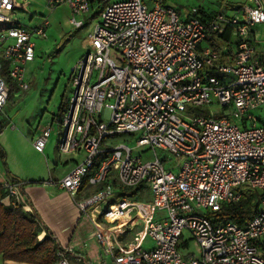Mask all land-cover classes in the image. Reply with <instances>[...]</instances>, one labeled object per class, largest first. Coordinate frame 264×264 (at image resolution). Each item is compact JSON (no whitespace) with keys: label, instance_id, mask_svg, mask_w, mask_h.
<instances>
[{"label":"built area","instance_id":"obj_1","mask_svg":"<svg viewBox=\"0 0 264 264\" xmlns=\"http://www.w3.org/2000/svg\"><path fill=\"white\" fill-rule=\"evenodd\" d=\"M167 1L44 0L51 10L67 5L75 28L95 12L97 20L87 36L92 49L71 70L70 96L31 144L43 153L55 122L57 152L82 153L49 180L90 217L114 264H264V120L254 115L264 107V0H246L238 14L195 7L183 16ZM14 2L0 0V109L9 95L2 70L27 90L32 38L45 37L48 26L47 18L20 25ZM200 106L222 114L195 112ZM119 134L135 143L113 142ZM133 146L150 156L132 154ZM1 183L7 203H22V183ZM246 189L258 202L244 225L211 223L206 212ZM184 230L199 257L183 253ZM56 259L69 264L63 251Z\"/></svg>","mask_w":264,"mask_h":264},{"label":"rangeland","instance_id":"obj_2","mask_svg":"<svg viewBox=\"0 0 264 264\" xmlns=\"http://www.w3.org/2000/svg\"><path fill=\"white\" fill-rule=\"evenodd\" d=\"M15 9L12 13L14 20L22 26L32 28L37 26L42 19H48L45 37H33L35 49L33 61L25 68V77L28 81L27 90L16 87L14 80H10L3 73L10 89L6 103L0 109V122L4 124L0 131V145L5 151V163L0 161V180L6 172L21 177L24 180L43 179L52 177L61 178L72 165L67 160L68 155L59 154L56 149L57 126L52 122L53 129L47 141L43 153L37 152L31 144V140L39 133L44 124L51 120V114L58 113V107L65 98L71 94L70 76L83 54L91 50V43L87 34L91 25L97 18L85 20L81 28H75L69 21V8L67 5L59 4L49 11L44 0H14ZM116 1V0H110ZM151 5V0H144ZM246 0H168L166 3L174 11L183 16L191 8H198L206 12L214 11L238 14L239 5ZM68 9V13H67ZM92 11L89 13L91 15ZM88 18V16L86 17ZM264 38V35H262ZM233 49L235 46L233 45ZM261 56V55H260ZM1 59V58H0ZM191 108V107H190ZM205 115L218 117L222 111L211 113L204 106L194 109ZM258 119L264 120V107H258L254 111ZM248 126L251 125L247 122ZM259 124L257 121L256 125ZM240 127L242 124L239 123ZM115 141H125L131 145L135 143L129 140L125 134L115 135L111 138ZM105 140L101 147L107 146ZM145 147L133 146L132 154H140ZM150 156L149 151L141 153ZM80 160L82 153L73 156ZM68 161V162H66ZM173 169L177 170L174 162ZM166 163V166H172ZM7 176V175H6ZM139 230V227L135 228ZM183 240H188V248L182 249L183 253H192L195 257L200 256V248L197 241L191 238L188 230L183 231ZM149 240V239H148ZM147 240L144 241L145 246ZM111 260L109 254H102Z\"/></svg>","mask_w":264,"mask_h":264},{"label":"trees","instance_id":"obj_3","mask_svg":"<svg viewBox=\"0 0 264 264\" xmlns=\"http://www.w3.org/2000/svg\"><path fill=\"white\" fill-rule=\"evenodd\" d=\"M2 73H4V69ZM3 126L4 124L0 122V131ZM0 161L6 162L5 151L1 145ZM6 175L11 182L22 183L19 185V189L23 192L22 186L26 181L8 171ZM135 191L134 189L129 192L124 189L125 195H131ZM6 193L5 186L0 183V256L2 260L28 264H54L57 260V251H63L65 254V250L58 244L55 235L46 228L35 211L23 210L22 203L5 202ZM242 194L239 201L222 204L218 211L206 212L211 223L229 220L244 225L256 210L258 194L250 189H246ZM43 230L45 235L39 239L38 235Z\"/></svg>","mask_w":264,"mask_h":264},{"label":"crops","instance_id":"obj_4","mask_svg":"<svg viewBox=\"0 0 264 264\" xmlns=\"http://www.w3.org/2000/svg\"><path fill=\"white\" fill-rule=\"evenodd\" d=\"M153 1L151 0V4ZM49 11L52 10L49 9ZM96 15L95 12L87 18L88 23ZM15 21L18 22L17 20ZM67 160H71L72 165L69 167L71 168L76 158L67 156ZM2 176L4 177L0 180V183L7 178L4 174ZM19 178L26 181L22 186L23 192L20 196L23 203V210H33L37 213L46 228L55 235L61 248L65 250L64 255L69 264H114L112 258L109 260L107 257H102L101 248L93 236L94 229L92 228L90 217L78 210L75 201L71 200L65 190L58 188L50 180H24L21 177ZM53 178L56 179L55 177ZM89 192L90 189L87 194ZM80 197H83L82 193H79L77 196V198ZM144 198H149V192L147 190L144 193ZM4 201L7 202L6 199ZM44 235L45 231L43 230L39 233L38 238L42 239ZM148 239V237L142 239V245L144 247L151 245V241ZM145 240L148 241L146 246L144 244ZM185 248H188V240H184L182 243V249ZM185 254L191 255L192 253ZM5 262L9 264H28L10 260L3 261L0 256V264Z\"/></svg>","mask_w":264,"mask_h":264}]
</instances>
